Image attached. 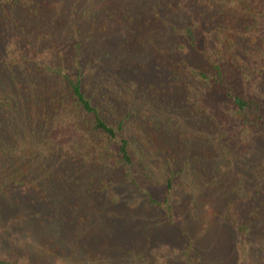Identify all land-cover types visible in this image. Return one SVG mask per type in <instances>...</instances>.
Wrapping results in <instances>:
<instances>
[{
  "label": "trees",
  "instance_id": "1",
  "mask_svg": "<svg viewBox=\"0 0 264 264\" xmlns=\"http://www.w3.org/2000/svg\"><path fill=\"white\" fill-rule=\"evenodd\" d=\"M178 1L177 9L164 12L166 0H0V43L8 49L7 57L0 59V239L8 241L4 251L10 258L0 264H9L14 257L24 264H145L144 230L145 237L137 233L138 244L132 250L111 242L114 225L125 217L114 212L120 199L107 177L118 171L137 194L147 198L158 215L153 225H147L149 230L171 225L186 234L189 218L178 217L167 200L148 197V189L171 192L176 176L161 180L154 175L152 167L162 162L167 148L164 143L160 151H152L148 142L155 136L157 142L178 143V126L182 131L195 128L202 143L216 142L211 147L216 159L211 168L219 166L221 189L227 183L221 179L223 169H243L238 167L246 151L244 142L238 141L242 133L264 142V98L238 90L235 84L237 79L256 78L260 73L253 65L264 63V0H186L183 8ZM194 12L207 16L205 23L215 28L224 51L219 61L203 71L187 73L181 68L162 73L165 76L149 89L139 88L141 104L130 112L118 91L122 88L106 90L100 84L96 68L113 72L122 65L113 62L106 44H125L121 46L128 66L121 71L126 74L149 69L131 64L126 52L136 63L137 58L150 60L160 53L163 44L172 52L186 48L203 56L199 45L204 37L187 20L196 16ZM177 18L185 24L177 26ZM149 32L154 36L150 46ZM49 35L56 41L45 72L34 61L35 69H30L24 57L11 56L16 51L7 43L14 40L16 47L23 46V53L29 49L43 63L44 52L37 45H47L44 37ZM58 67L60 72H50ZM89 67L94 68L91 73ZM213 96L219 97L214 105L209 103ZM216 133L219 138L213 139ZM11 134L12 140L7 139ZM30 148L48 168L18 161V152ZM259 168L255 165L254 177L246 175L236 182L242 192L236 185L229 192L231 199L236 197L229 204L239 206L240 212L235 217L225 215L224 220L242 236L264 225V174ZM254 183L262 187L260 193H245L246 186L259 189ZM189 200L196 214L198 202L193 196ZM242 202L251 209L247 215ZM93 224L104 229V237L91 228ZM186 264H195V259L187 257Z\"/></svg>",
  "mask_w": 264,
  "mask_h": 264
},
{
  "label": "rangeland",
  "instance_id": "2",
  "mask_svg": "<svg viewBox=\"0 0 264 264\" xmlns=\"http://www.w3.org/2000/svg\"><path fill=\"white\" fill-rule=\"evenodd\" d=\"M176 1L177 0H166L165 3L162 2V7L164 9L161 11L165 12L166 9H169L170 7L177 9V6H174ZM185 1L186 0L178 1L182 8L184 7L183 4H185ZM194 15L196 16H194L192 20H187L189 21L188 23L192 22V25L195 26V28L198 29L204 37L199 45L200 50L203 52V56L195 52L187 51L186 48H181L178 52L175 49L172 52L173 49H168L169 46H165V44H163V47H158L161 48L160 53L150 56V60L147 59L144 61L142 58H137L136 63L132 59L130 60L126 52L131 64L135 63L137 67H149V69H146V71L145 69L136 71L134 70L135 72L129 71L128 74H126L125 72L121 71L123 66H128V64L125 63L126 57L122 53L123 49L121 46L125 44L123 42L107 43V50L110 51L111 56L115 57L113 62H120L122 65H118V69L113 72L111 70L114 69L96 68V70H98L101 75L99 78L100 84L102 83L105 86L103 88L106 90H108L107 88L113 86L122 88L118 91L123 92L121 93V97L124 96L126 98L125 101L129 103L130 109H132L130 112L133 113V111L139 107L142 101V98L139 96L142 92L139 90L141 86H143V88H147L151 83H155V81L168 74L169 71H177L178 69L185 68L181 70H185L187 73H190L211 68L212 64L219 61L220 56H222L224 52L223 46L221 41L216 40L215 38L217 34V32H215V28H211L205 23L207 16L196 12H194ZM174 16L175 15H173V17ZM183 24L185 23L182 20L178 21L177 18L176 25L179 26ZM204 27L209 28V30L205 29ZM146 36L149 37L147 45H153V34L149 32V35ZM52 37V35H49V37H44V40L49 41L47 45L40 46V43L37 45V47H39L41 51L44 52L45 58L43 59V63L38 62L35 53L31 52V50L26 49L23 53V46L21 45L19 47L20 49L18 46L16 47V41L12 40L7 44L9 46L11 44L13 51H16V53H11V56L15 60H20L22 57H24L25 60L29 61L27 65L28 67L29 65L32 67L30 69H35V66L33 65L35 62L37 63L36 68L40 69L41 72H45L48 67L47 63H45L46 59L49 55L51 56L53 54L51 44L53 41H56L54 37ZM35 42H37V39ZM115 43H117V45ZM158 48H155V50ZM45 49L52 51L49 52ZM55 50L58 51V45ZM7 52L8 49L5 50L0 43V59L6 58ZM58 55L61 56L62 52H60ZM262 65H264V63L257 64V62L256 65H253L255 68L254 71L260 73L256 78L254 77L253 79L248 78L235 80L237 89H245V91L250 92L249 94L264 98V67H262ZM25 67L26 65L23 64V69ZM58 69L61 68H55L50 72H60ZM92 69L94 68L89 67L87 71L91 73V71H93ZM93 80L94 82L96 81L95 78H93ZM46 81L48 82V79H46ZM47 90L48 86L46 87V92ZM218 99L219 97L213 96L209 103L212 102L214 105V103H217ZM173 103L174 106L177 107V99L176 101H173ZM178 108L180 107L178 106ZM178 127V132L176 134L178 143L174 141L171 142L169 140L168 142H165L166 140L161 139V142H157L158 139L153 135V141L151 139V142H148L146 145L147 149L152 151H160L164 143L165 145L163 147L167 148L165 152L166 154L163 153L164 159L162 162H159L152 167L153 173L157 178L164 180L170 177L172 174H176V176L172 178L174 184L171 192H167L160 188L150 190L148 189V197L158 201L167 200L168 203L171 204L176 210L175 214L178 217H182L184 219L189 218L185 219V225L188 229V232L183 234L179 229L171 225H162L155 230H152V228L149 230L147 225H153V223L158 218L157 213L151 209L147 198L143 195L137 194L136 191L133 190V188L121 176V174L116 171L110 174L107 179L115 186L118 198L120 199L118 208L116 210L114 209V212L124 215L123 217H125V219L122 222L114 225V230L111 232L114 240L111 242H114L116 247L124 248L127 246L129 247L128 250H132V246L138 244L137 233H139L140 236L144 238L145 235L142 233V230H144L147 237L142 240V243L144 244V247L147 246V248L143 249V255L146 256L145 260L148 261L145 262V264H186L187 257L195 259V264H264V262H262L264 259V225H256L255 228L251 229L252 231L250 233L242 236L233 228H231L224 220L225 215H231L232 217H235L239 215L240 212L239 206L235 207L233 204H229L228 201L233 199L234 201L236 200V197L231 199L232 194L229 193L231 188L236 185V182L239 180L244 181V176L246 175L247 177H252L254 174L253 171L255 165L257 164L260 166L258 169L260 174H264V142L253 134L245 137V135L242 133L241 137L243 139L242 141H238L239 143L244 142L246 148H244V146L243 148L246 149V151L244 153L243 163L239 164L238 167H242L243 169H223L222 173H224V176L221 179L222 182L227 181V183L224 185V188L221 189L219 185L220 181L217 179L219 175V166H212L211 168V165L216 163L214 153L211 150V147L216 142H213L210 144V146H208L204 141L203 143L201 142L202 136L197 134L195 128H192L191 131H189V129L182 131L183 128L181 125ZM213 137V139H218L219 135L216 133ZM12 138L13 134L7 137V139L11 140ZM160 138L164 139L163 137ZM225 140L227 141L229 139ZM222 141L225 143L224 140ZM173 158L175 161H173ZM229 159L231 158L228 157L227 160L229 161ZM43 160L44 159L35 154L31 148L25 150L24 152H18L19 162L24 161L36 169L42 170L49 167L47 164L43 163ZM232 161H234V159H232ZM199 167H205L207 170L204 172ZM36 173L38 175L40 174V171H37ZM42 173H44V176L46 171H43ZM259 178L260 175L256 176V180ZM202 179L203 181H201ZM253 185H256V187L258 186L260 190L255 189L252 186H246L247 189H245V193L251 195L260 193L262 187L256 183ZM235 188H238V191H241L242 186L237 184ZM191 196L194 197L195 201H197L199 205L196 214H193L190 210L193 206L192 201L189 200ZM245 196L246 195L242 196L243 199H245ZM240 206L242 210H244L243 212L245 215H247L249 210H251L250 208L246 207V209L244 207V202L240 203ZM114 212L109 213L108 217L113 215ZM127 213H129L130 217L127 216ZM194 218L198 219L196 220ZM8 222H10V220ZM157 222L159 223L160 221L157 220ZM124 223H131V226L133 227L126 228L123 226ZM95 225L96 224H93L91 228H94ZM96 228L98 230L97 235L104 237V229H101L100 226H97L94 229ZM1 229L2 228H0V231H2ZM132 229L134 231L131 233H126L127 230L131 231ZM58 237H62V235ZM7 243L8 241L0 239V260L3 261L10 260L9 254L4 251L9 245V243L8 245ZM187 251L188 255H185L184 252ZM14 260L15 257L9 264H24L23 261L17 263Z\"/></svg>",
  "mask_w": 264,
  "mask_h": 264
}]
</instances>
